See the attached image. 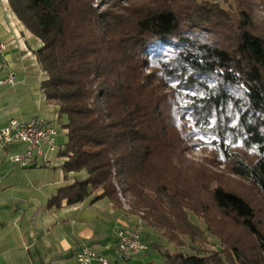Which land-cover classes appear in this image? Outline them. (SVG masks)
Wrapping results in <instances>:
<instances>
[{
	"label": "trees",
	"instance_id": "trees-1",
	"mask_svg": "<svg viewBox=\"0 0 264 264\" xmlns=\"http://www.w3.org/2000/svg\"><path fill=\"white\" fill-rule=\"evenodd\" d=\"M224 1L7 0L41 42L40 89L66 131L63 174H86L48 209L105 199L176 247L165 264H264L254 206L185 159L207 129L264 202V0H233L236 19Z\"/></svg>",
	"mask_w": 264,
	"mask_h": 264
},
{
	"label": "crops",
	"instance_id": "crops-1",
	"mask_svg": "<svg viewBox=\"0 0 264 264\" xmlns=\"http://www.w3.org/2000/svg\"><path fill=\"white\" fill-rule=\"evenodd\" d=\"M0 42L7 45L5 58L16 79L14 86H0V129L11 119L27 121L40 118L50 123L58 119L57 106L47 102L40 89L45 75L35 53L41 42L19 22L10 10L7 0H0ZM65 134L63 129L62 143L65 142ZM23 151V146L18 143L0 146V264H33V256L38 260L37 264H76L75 253L83 244L80 245L74 239L62 238L60 244L51 241L50 232H46L38 241V245L33 247L32 244L29 246L25 237L26 234H34L33 231L36 230L46 231L50 223L56 221L52 212H62L71 207L63 205L59 209H48L47 202L59 188L84 180L86 174L80 172L65 176L62 171L65 159L62 163L55 164L56 168H49L52 161L50 165L43 166L40 160L33 166L18 167L11 162L10 157ZM47 170L52 171L51 175L46 173ZM100 193L97 192V195ZM101 200L105 199L96 202ZM109 206L112 208L111 213L116 215L113 210L117 209L110 203ZM118 212L116 216L123 215L128 222H131L130 217H136L135 227L141 228V236H144L142 232L150 236V230L139 224L137 216L122 210ZM30 221L34 223L32 226H29ZM8 225L23 231L18 235L17 242H14V238L9 240L8 228L6 230ZM58 227L66 229L62 223H59ZM114 243L115 238L110 237L100 246L91 247L112 261Z\"/></svg>",
	"mask_w": 264,
	"mask_h": 264
},
{
	"label": "rangeland",
	"instance_id": "rangeland-1",
	"mask_svg": "<svg viewBox=\"0 0 264 264\" xmlns=\"http://www.w3.org/2000/svg\"><path fill=\"white\" fill-rule=\"evenodd\" d=\"M196 1L205 2L207 0ZM103 2L104 0H95V3L99 8ZM127 3L122 2L121 5L125 7L128 5ZM221 6L228 10V13L233 17V19H236L235 4L233 0H226L222 2ZM258 17H264V14H258ZM179 115V123L184 125L183 128H186L187 124H185V120L183 118L184 113L181 111L179 112ZM51 123L59 132L56 144L57 146H61L63 144L61 142V134L63 133L62 125H64V120L55 119ZM207 131V129H204V131L195 132V134L198 135V138L195 142V146L187 149L185 159L189 162H193L196 165V168L202 170L206 179L216 180L222 187H225V189L236 192L246 198L257 210L258 217H262V220H264V202H262L257 192L248 183L229 173L223 162L224 158L216 148V143L214 142L216 141L215 134L208 133ZM227 139L228 142H233L232 136L227 137ZM58 140H60L59 143ZM240 145L241 144L238 141L236 145L232 146L234 147V150L247 156L248 154H245L243 147ZM57 152L58 151L51 154L52 163L51 165L49 164V168H56L55 164L63 162L64 158H59ZM252 158H254V150H251V159ZM46 173L51 175L52 171L47 170ZM119 197L123 209L128 210V198H123L122 196ZM111 209L112 208H110L109 203L106 200L92 202L91 198H88L84 202L73 205L65 211L52 212L51 214L54 215L53 217L55 218L56 223H50L46 231H42V229H40L41 231H33L34 234H26L25 238L27 243H29V246L32 244L34 247L38 245V241H40L46 232H50L49 239L60 244L62 243V238L68 237L69 239H74L79 242L80 245L100 246L110 237L114 238L116 229L128 231L137 230L138 227H135V225H137L136 217H130L129 220L131 222H128L123 215L120 217L116 216L119 214L118 210H113L116 213V215H113L110 211ZM190 220L193 222L195 221L191 214ZM28 223L29 226L34 224L31 221ZM59 223H62L66 229L62 230L58 227ZM22 225L23 224H21V226ZM7 228L9 231V240L14 238V242H17L18 235L23 233V231L11 225H8L6 230ZM138 229L141 233V228L139 227ZM142 234L145 236V232H142ZM149 234L150 238L146 241L148 249L143 254L133 257L129 264H165L162 252L165 250H168L169 252L176 250V247L170 245L165 239H163L159 232L150 230ZM210 242L212 243V240H210ZM156 246H159V250ZM33 247H30L31 253ZM204 247L208 251L216 249V247H213L212 244L204 245ZM181 250L183 251L184 249ZM32 258V263L37 264L38 260L34 256Z\"/></svg>",
	"mask_w": 264,
	"mask_h": 264
},
{
	"label": "built area",
	"instance_id": "built-area-1",
	"mask_svg": "<svg viewBox=\"0 0 264 264\" xmlns=\"http://www.w3.org/2000/svg\"><path fill=\"white\" fill-rule=\"evenodd\" d=\"M6 49L7 45L0 42V86H14L16 79L5 58ZM57 136L58 131H54L53 125L43 119H11L0 129V144L2 147L16 143L23 146L22 153L10 157L11 162L18 167L33 166L37 160H40L41 165L47 166L51 162L50 155L58 150ZM138 228L130 231L116 229L112 261L97 253L91 246L82 245L74 256L76 264H129L133 257L143 254V245H146Z\"/></svg>",
	"mask_w": 264,
	"mask_h": 264
},
{
	"label": "bare ground",
	"instance_id": "bare-ground-1",
	"mask_svg": "<svg viewBox=\"0 0 264 264\" xmlns=\"http://www.w3.org/2000/svg\"><path fill=\"white\" fill-rule=\"evenodd\" d=\"M54 131H57V129L53 126ZM148 249L147 244L143 245V253L146 252V250Z\"/></svg>",
	"mask_w": 264,
	"mask_h": 264
}]
</instances>
